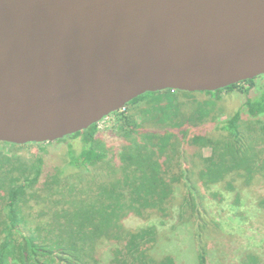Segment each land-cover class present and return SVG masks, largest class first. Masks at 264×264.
Listing matches in <instances>:
<instances>
[{
  "label": "trees",
  "instance_id": "1",
  "mask_svg": "<svg viewBox=\"0 0 264 264\" xmlns=\"http://www.w3.org/2000/svg\"><path fill=\"white\" fill-rule=\"evenodd\" d=\"M259 78L216 91L143 93L108 116L115 127L107 133L95 123L52 142H0V264H176L154 253L159 226L124 222L153 216L173 230L189 224L196 264H211L209 232L218 223L210 200L224 189L237 202L241 185L264 178ZM236 91L243 105L225 110L224 94ZM25 147L34 150L22 154ZM51 154L59 161L48 165ZM255 252L238 251L233 264H260Z\"/></svg>",
  "mask_w": 264,
  "mask_h": 264
},
{
  "label": "water",
  "instance_id": "2",
  "mask_svg": "<svg viewBox=\"0 0 264 264\" xmlns=\"http://www.w3.org/2000/svg\"><path fill=\"white\" fill-rule=\"evenodd\" d=\"M264 75V0H0V142H52L166 89Z\"/></svg>",
  "mask_w": 264,
  "mask_h": 264
},
{
  "label": "rangeland",
  "instance_id": "3",
  "mask_svg": "<svg viewBox=\"0 0 264 264\" xmlns=\"http://www.w3.org/2000/svg\"><path fill=\"white\" fill-rule=\"evenodd\" d=\"M263 83L264 79H257L253 92L257 93L261 90L260 85ZM200 96L203 97V95H197L199 98ZM244 97L237 91L233 94H224L225 110L241 107L245 100ZM225 117L226 115L223 113L221 118ZM114 123L113 116L107 117L98 122V128L107 133L111 130L110 128L115 127ZM106 136L108 135L106 134ZM110 137L115 139L114 136ZM0 148L2 147L0 146ZM29 150H34V148L25 147L21 153L26 155ZM57 155H50L47 160L48 165L59 161ZM254 181L256 182L243 186L241 185L243 182L239 181L238 185H241L242 190L237 202L235 192L224 189H221L220 198L216 196L219 198V202L214 199L210 200L209 206L212 215L218 223L217 232H209L212 236L208 239L210 249H212L211 264H233L238 261L237 252L245 249L255 250V254L263 260L260 264H264V205L260 204L261 201H264V178L262 175H258ZM158 221V217L153 216L147 222L134 219V217L124 222L128 227L134 228L153 224L159 226L161 235L154 250L156 256L170 255L175 258L176 264H196L194 250L197 244L191 226L189 224L181 225L173 230L170 224L160 226Z\"/></svg>",
  "mask_w": 264,
  "mask_h": 264
},
{
  "label": "built area",
  "instance_id": "4",
  "mask_svg": "<svg viewBox=\"0 0 264 264\" xmlns=\"http://www.w3.org/2000/svg\"><path fill=\"white\" fill-rule=\"evenodd\" d=\"M124 110V107L122 109H120V111H123ZM107 117H105L103 120H105Z\"/></svg>",
  "mask_w": 264,
  "mask_h": 264
}]
</instances>
